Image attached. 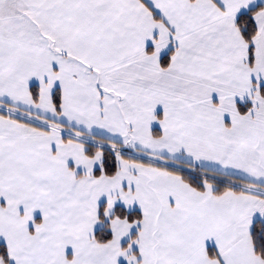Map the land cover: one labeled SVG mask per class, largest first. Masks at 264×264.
Listing matches in <instances>:
<instances>
[{
	"label": "snow or ice",
	"instance_id": "snow-or-ice-1",
	"mask_svg": "<svg viewBox=\"0 0 264 264\" xmlns=\"http://www.w3.org/2000/svg\"><path fill=\"white\" fill-rule=\"evenodd\" d=\"M0 264H264V0H0Z\"/></svg>",
	"mask_w": 264,
	"mask_h": 264
}]
</instances>
